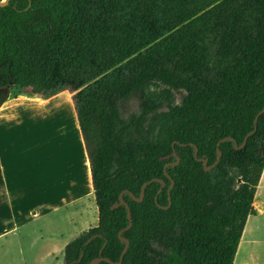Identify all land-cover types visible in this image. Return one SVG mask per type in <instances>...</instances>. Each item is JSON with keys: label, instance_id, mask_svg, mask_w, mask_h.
I'll return each mask as SVG.
<instances>
[{"label": "trees", "instance_id": "16d2710c", "mask_svg": "<svg viewBox=\"0 0 264 264\" xmlns=\"http://www.w3.org/2000/svg\"><path fill=\"white\" fill-rule=\"evenodd\" d=\"M9 90L71 94L98 224L64 264L118 263L119 232L121 264H233L264 167V0H3L0 107Z\"/></svg>", "mask_w": 264, "mask_h": 264}, {"label": "crops", "instance_id": "0c3cea01", "mask_svg": "<svg viewBox=\"0 0 264 264\" xmlns=\"http://www.w3.org/2000/svg\"><path fill=\"white\" fill-rule=\"evenodd\" d=\"M8 92L0 107V264H64L66 245L98 224L71 94L44 99ZM53 108L62 112L63 120L54 121L62 137L53 138L52 146L45 136L49 123L39 119ZM257 188L256 198L262 199L264 170ZM258 211L264 213L263 200ZM249 217L233 264L260 260L248 246Z\"/></svg>", "mask_w": 264, "mask_h": 264}, {"label": "rangeland", "instance_id": "374dc122", "mask_svg": "<svg viewBox=\"0 0 264 264\" xmlns=\"http://www.w3.org/2000/svg\"><path fill=\"white\" fill-rule=\"evenodd\" d=\"M14 89L19 90L18 88H14ZM160 90H161V87L159 86H151L147 89V92L149 94H158ZM2 93H5V91H2ZM6 93H9V92H6ZM183 95H185L184 92L174 94L175 104H180L181 98ZM138 103H139L138 98L135 95L132 96L130 100L124 102L122 104V109H123L124 114L129 113V112H135L138 108ZM46 111H47V117L45 119L40 118L39 120L45 123H49L48 124L49 128L45 136L49 138V141L53 146L54 142H52V139L54 138L60 141L62 137V136L60 137V134H59L60 131H58L57 127H55L54 121H58V122L62 121L63 114L62 112L56 111L55 108L50 109V110L48 109ZM263 170H264V167L262 169V172ZM262 172H261L260 177L262 176ZM236 186H238V184ZM257 191H258V188L256 186L255 192H254L255 199L253 198V201H254L253 207L255 210V214L249 217V224H248V226L251 228V231H249L250 235L248 237V240H252L251 241L252 245H248V246L250 248V251L253 250L256 256H260V260H258V264H264V213L262 215H259V211H258L260 204H262V200L264 201V189H262L260 192L261 194L260 197L262 199L258 197L256 198ZM253 223H255L256 225L255 227ZM246 264H253V263H246Z\"/></svg>", "mask_w": 264, "mask_h": 264}, {"label": "water", "instance_id": "95a60500", "mask_svg": "<svg viewBox=\"0 0 264 264\" xmlns=\"http://www.w3.org/2000/svg\"><path fill=\"white\" fill-rule=\"evenodd\" d=\"M5 2H7V0H5ZM2 4H3V3H2ZM262 113H264V107H263L262 110L256 115V117H255V119H254V125H256L257 119H258V117H259ZM254 132H255V128H254L253 131H251L250 133H248V135H246V136L244 137L241 146H237V143L234 142V145H235L234 148H235V150L242 149V148L246 145V142H247L248 137L251 136V135H253ZM226 140H231V139H230V138L222 139V141H226ZM219 144H220V143H218L217 146H219ZM173 155L175 156L176 154L173 153ZM196 156H197V153L195 152V153H194V157L196 158ZM219 157H220V152H218V155H217V161H216L215 164L212 165L211 167H207V163H206V161H205V162L203 163V169H204V171H205V172H209L210 170H212V169L218 164ZM198 161H200V160H198ZM178 162H179V159H177V161H176L175 163L171 164V165L175 166V165L178 164ZM156 181H160V182H161V186H162V188L164 187V183H163L161 180H158V179H152L151 181L145 182V183L141 186V189H140V197H139V198H135V196H134L133 194L128 193V192H126V191H123L122 193H120L119 198H118V201H117L116 203H114L113 206H111V209H114V208L118 207L119 205H125V207H126L127 218H128V220H129V224L127 225L126 228H124L123 231H126V230L130 229V227H131V215H130V210L128 209V207L126 206V204H125V202H124V200H123V195H124L125 193H128V194L130 195V197H131L132 199H134L136 202H141V201L143 200V197H144V192H145V188H146V186H147L149 183L156 182ZM172 184H173V183H171V186H172ZM155 200H157V197H156ZM169 201H170V198H169ZM169 205H170V202H169ZM169 205H168V206H169ZM158 207L161 208V209H163V210H166V209L168 208V207H162V206H158ZM123 231H122V232H123ZM118 237H119L120 241H122V242L125 243V246H124V248H123V250H122V252H121V255H120L119 262L116 263V264H121V262H122V260H123V256H124L125 253L127 252L129 242H128L127 239H125V238H123V237L121 236V232L118 233ZM101 261H105V262H108V263H110V264L112 263L111 261H109V260L106 259V258H99V259H96V260L92 261L91 264H98V263L101 262Z\"/></svg>", "mask_w": 264, "mask_h": 264}, {"label": "snow or ice", "instance_id": "6c2138e0", "mask_svg": "<svg viewBox=\"0 0 264 264\" xmlns=\"http://www.w3.org/2000/svg\"><path fill=\"white\" fill-rule=\"evenodd\" d=\"M0 3H3V0H0Z\"/></svg>", "mask_w": 264, "mask_h": 264}]
</instances>
